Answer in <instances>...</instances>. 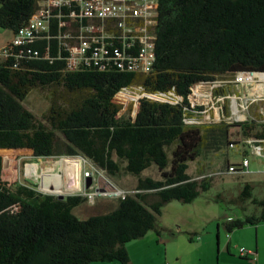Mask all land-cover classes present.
<instances>
[{"label":"trees","instance_id":"obj_1","mask_svg":"<svg viewBox=\"0 0 264 264\" xmlns=\"http://www.w3.org/2000/svg\"><path fill=\"white\" fill-rule=\"evenodd\" d=\"M39 2L0 0V28L15 34ZM156 10L154 61L148 73L114 65L67 70L69 52L58 38L63 19L51 18L43 40L7 43L0 56V264H130L126 244L156 230L165 204L191 203L211 188V178L196 180L187 174L201 146L217 151V136L230 145L229 127H238L244 141H264L261 119L231 125L185 123L203 110L193 109L189 100L197 84L234 79L243 72L264 76V0H159ZM136 47L126 54L136 57ZM133 87L141 95L126 108L129 99L119 98L118 92ZM35 90L49 103L39 118L23 104ZM224 113L229 114L227 101ZM17 149L32 150L46 160L80 156L109 177H136L135 192L118 199L114 209L81 220L73 210L86 197L60 200L1 181L5 167L14 174ZM152 166L159 179L141 176ZM216 201L224 199L218 194ZM240 201L256 206L249 214L240 209L241 217L227 218L228 234L264 223V200L253 198L251 185L243 186Z\"/></svg>","mask_w":264,"mask_h":264},{"label":"rangeland","instance_id":"obj_2","mask_svg":"<svg viewBox=\"0 0 264 264\" xmlns=\"http://www.w3.org/2000/svg\"><path fill=\"white\" fill-rule=\"evenodd\" d=\"M11 39L12 33L0 28V47L10 42ZM254 77L249 80L245 78L244 84H234L230 77H217L216 85L221 86L219 88H221L222 96L227 97L224 100V105L227 101L228 107H230L231 98L235 97L236 109L239 108L241 115L232 116L229 109V114L223 116L222 108L224 105L221 103L212 105L208 99L203 98L198 102V105L203 107L202 111L205 112V116L200 117V124L224 122L231 125L234 122H243L249 119H261L264 122V78L260 75L262 83L248 84L253 81ZM198 91L199 88L196 92ZM129 92L130 95H123L125 99H129L128 102H125L126 108L130 105L134 106L141 95L137 87L129 89ZM131 96L134 99L130 100ZM23 104L38 118L47 110L49 105L44 94L36 90L28 94ZM208 113L210 114L209 118L207 117ZM234 114H237V111ZM239 116L243 118H236ZM216 139L218 150L216 151L214 148V151H211L208 150L209 146L207 149L201 146L200 156L195 161L189 162L187 170V174L193 179L211 178V188L201 193L191 203L184 204L171 201L162 207L160 216L156 218V230L150 232V235L155 236L154 241L149 235L148 238L138 239V242H134L137 243L134 246V252L138 254L136 264H261V261L264 262L263 222L255 227L246 226L243 229L235 230L231 234H228L224 228L227 218L241 217L240 209H243L245 214H249L256 206L251 201H240V193L245 184L251 185L253 198L257 201L264 200V159L252 154L253 145L242 139L238 127L228 128L227 140L234 143L231 147L226 145L220 136H217ZM205 145L207 144L204 143L203 146ZM17 150L19 151L16 153L13 163L14 174L12 175L9 168L5 167V170H1V181L10 188L22 185L54 196L80 195L86 197V202L73 210V214L81 220L114 209L118 199L112 193L116 188L129 192L128 194L135 192L136 177L124 173L118 174V177H109L105 171L98 169L86 159L94 168L89 166L84 170L81 181L82 192L61 194L57 191H43L42 179L46 173L41 164L55 161L66 163L68 159H81L82 157H61L56 160H46L36 158L32 150ZM0 158L2 159L1 154ZM244 158L249 161V173L227 172V165L238 164ZM60 173L67 175L68 171L62 168ZM141 176L159 179V172L156 167L152 166L145 170ZM88 177L91 179V183L86 188ZM90 194L95 195L93 201L90 199ZM218 194L223 197V202L216 201ZM228 200L234 202L235 205L227 203ZM229 239L232 241L230 255L233 258H230L225 250ZM218 242L219 245H217ZM241 247L253 252L256 247L258 249L256 255L259 261L242 259L239 256V248Z\"/></svg>","mask_w":264,"mask_h":264},{"label":"built area","instance_id":"obj_3","mask_svg":"<svg viewBox=\"0 0 264 264\" xmlns=\"http://www.w3.org/2000/svg\"><path fill=\"white\" fill-rule=\"evenodd\" d=\"M159 0H40L38 8L31 16L28 23L12 35L10 42L13 46H22L33 40H43L50 32L51 18L65 20L58 23V38L61 46L69 52L67 57V70L74 71L81 66H97L105 69L111 65L118 68L127 67V70L141 73H148L154 61V39L152 29L157 24V4ZM88 20V25H83V20ZM72 26H75L73 28ZM66 28L64 32H61ZM135 44L138 55L126 54L127 49H132ZM7 43L0 47V56L5 55ZM122 47V51L116 47ZM111 48V49H110ZM112 51V52H111ZM30 52V50H29ZM37 56V52H33ZM258 74L253 81L262 83L259 73L243 72L238 73L232 82L244 84L247 75ZM264 78V76H263ZM220 85L216 81L199 83L193 88V94L189 96L192 108L199 107V100L206 98L214 105L224 100L221 94ZM199 88V91L197 89ZM129 94V89L118 92L121 98ZM177 101L178 97L171 94ZM163 97V96H162ZM123 98V97H122ZM121 98V99H122ZM228 98H231L228 96ZM161 99V98H159ZM231 98L230 111L232 116L241 115L233 112V101ZM214 101V102H212ZM237 105V102H236ZM202 107V106H200ZM195 118L185 120L186 124H200V117L205 116L203 111H195ZM222 114L225 116L224 107ZM210 117V114H207ZM205 117V118H207ZM219 117V116H218ZM237 118V117H236ZM245 118V116H244ZM239 121V119H236ZM253 145L252 154L264 159V141L255 144L252 140H246ZM234 144H230L231 147ZM227 172L249 173V161L244 158L238 164L227 166ZM264 173V172H263ZM129 192L118 188L112 193L117 199H124ZM93 201L95 195L90 194ZM229 221L231 219H228ZM239 256L245 259L256 260V252L239 248Z\"/></svg>","mask_w":264,"mask_h":264},{"label":"bare ground","instance_id":"obj_4","mask_svg":"<svg viewBox=\"0 0 264 264\" xmlns=\"http://www.w3.org/2000/svg\"><path fill=\"white\" fill-rule=\"evenodd\" d=\"M246 82V80L244 81ZM236 101L233 102V112L236 113ZM238 116V115H237ZM237 118H243L239 116ZM46 175L42 179V190L46 192L57 191L58 193L82 192V176L84 170L91 166L85 159H68L66 163L62 161L45 162L41 164ZM94 168L93 166H91ZM64 168L68 171L67 175L60 172ZM107 195V194H106ZM103 196H105L103 194Z\"/></svg>","mask_w":264,"mask_h":264},{"label":"crops","instance_id":"obj_5","mask_svg":"<svg viewBox=\"0 0 264 264\" xmlns=\"http://www.w3.org/2000/svg\"><path fill=\"white\" fill-rule=\"evenodd\" d=\"M150 232H152V231H150ZM150 232L149 233H147L143 238H141V239H139V240H143V239H145L146 237L148 238V236L150 235ZM194 234V233H193ZM151 237V240L152 241H154V239H155V236H153V235H150ZM161 236V235H160ZM160 236H159V238H160ZM234 236V235H233ZM231 239H232V236H231ZM231 239H229V242L226 244V246H225V250H226V252H227V255L230 257V258H233V256L232 255H230V249H231ZM139 240H135V241H131V242H129L128 243V245L126 244V249H127V252H128V256H129V259H130V264H136V260L138 259V254L137 253H135L134 252V246L137 244V243H134V242H138ZM218 245H219V242H218ZM247 246V245H246ZM242 248V247H241ZM258 249L255 247V252L257 253L258 251H257ZM241 259V258H240ZM251 261H256V262H258L259 261V259H258V257H256V260H251ZM261 264H264V262H260Z\"/></svg>","mask_w":264,"mask_h":264},{"label":"water","instance_id":"obj_6","mask_svg":"<svg viewBox=\"0 0 264 264\" xmlns=\"http://www.w3.org/2000/svg\"><path fill=\"white\" fill-rule=\"evenodd\" d=\"M90 183H91V179L88 177V178L86 179V185H85V187L88 188L89 185H90ZM57 197H58L60 200H63L65 196H64V195H57Z\"/></svg>","mask_w":264,"mask_h":264},{"label":"clouds","instance_id":"obj_7","mask_svg":"<svg viewBox=\"0 0 264 264\" xmlns=\"http://www.w3.org/2000/svg\"><path fill=\"white\" fill-rule=\"evenodd\" d=\"M42 194H45V193H43V192H41ZM129 195V194H128Z\"/></svg>","mask_w":264,"mask_h":264}]
</instances>
